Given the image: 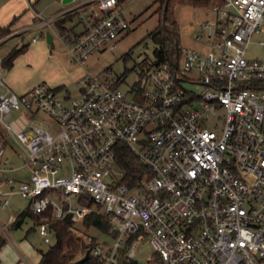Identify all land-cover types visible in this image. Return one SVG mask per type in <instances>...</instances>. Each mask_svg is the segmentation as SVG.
<instances>
[{"label": "built area", "instance_id": "1", "mask_svg": "<svg viewBox=\"0 0 264 264\" xmlns=\"http://www.w3.org/2000/svg\"><path fill=\"white\" fill-rule=\"evenodd\" d=\"M212 8L215 18L195 35L205 52L150 60L128 89L110 70L85 71L76 95L46 83L18 95L0 60V207L22 195L43 235L67 215L75 226L91 211L108 214L111 241L86 242L98 264H129L143 238L154 251L149 260L162 264H264V59L247 57L264 29V0ZM70 11L80 29L61 38L79 64L130 28L119 0H81ZM192 70L197 77L184 75ZM184 80L201 84L200 92ZM20 108L26 119L15 129ZM7 131L20 147L19 165L7 154ZM121 145L144 168L131 180L118 160ZM23 168L26 175H12Z\"/></svg>", "mask_w": 264, "mask_h": 264}, {"label": "rangeland", "instance_id": "2", "mask_svg": "<svg viewBox=\"0 0 264 264\" xmlns=\"http://www.w3.org/2000/svg\"><path fill=\"white\" fill-rule=\"evenodd\" d=\"M1 2H6L9 6L27 5V7L30 6V9L35 7L44 12L45 15L51 14L55 6V0H0ZM121 4L123 15L129 21V30L119 33L116 38L108 41L101 49L93 52L84 64L71 61L66 43L62 42L58 36L55 35L54 42L49 44L44 33H41V28L31 30L24 35L18 33L19 37H10V39L2 41L0 43L1 60L16 45L28 44L25 49L28 52H22L11 67L2 66L6 85L18 95H22L38 83H46L51 87H56L60 83L65 84L72 95H76L78 79L85 71L99 74L105 70H110L114 75L123 77L121 87L128 89L129 85L136 80L140 70L148 61L154 59V49L157 44L149 34L164 22L159 11L160 3L158 0H125ZM171 10L178 25L180 50L192 48L205 52L208 46L199 41L195 35L200 31L202 22L215 18L216 13L212 4H207L205 0H199V2L195 0H172ZM76 21L78 20L76 19ZM40 34L42 36L37 41H33L32 38ZM257 40L264 41V31L254 34L253 41ZM247 57L264 59V44L251 43L248 47ZM184 75L197 77V72L195 70L187 71ZM181 83L186 90L195 93H199L202 87L198 82L189 80H184ZM4 89L5 87H0V91H4ZM64 92H66L65 89ZM39 117L48 118V121L52 122L45 113L40 112ZM25 119L23 108L13 110L12 125L15 129L20 128ZM210 125L220 133L223 124L220 119L213 116L210 119ZM0 129L6 131L1 126ZM8 136L7 154L13 158L14 165H19L22 161L15 156L14 150L19 151L20 147L9 133ZM24 171L29 172L27 168H23L12 172V175H26ZM27 207V199L18 194L11 197L10 206L7 208L0 207V222L4 226L3 229L0 227V233L4 239L0 248L2 264H40L41 251L48 249L56 241V234L53 230L45 235L40 233L38 226L40 218H34L28 213ZM11 212L15 214L25 213L19 226L15 223H6ZM70 230L85 243L91 235H96L99 241H111L107 234L95 228L87 227L83 221L78 222L75 226L71 225ZM153 252L148 239L143 238L139 241L135 260L139 264H162L160 258L149 260ZM83 255L80 251L75 260Z\"/></svg>", "mask_w": 264, "mask_h": 264}, {"label": "trees", "instance_id": "3", "mask_svg": "<svg viewBox=\"0 0 264 264\" xmlns=\"http://www.w3.org/2000/svg\"><path fill=\"white\" fill-rule=\"evenodd\" d=\"M125 0H119L120 3ZM199 2V0H195ZM222 0H205L207 4H215ZM160 3L159 11L163 20V24L159 25L149 35L152 37L157 46L154 49V59L152 63L159 62L164 59L173 61L176 55L180 51L179 38H178V25L174 18V14L171 10L172 0H158ZM64 18H61L58 22L59 28L65 33L67 31L64 26ZM13 22L6 26H0V39L11 33V25ZM28 44L24 43L20 46L13 47L5 58L2 60V66L11 67L14 64L15 58L26 48ZM151 63V64H152ZM264 84V80L260 81ZM122 149L120 152V158H118L122 167H124L128 173V179L136 176L137 172H142L144 169L142 162L136 158L124 145H121ZM89 205H93L92 201L88 202ZM28 213L31 214L29 210ZM25 213L18 215L15 225L19 226L24 217ZM32 215V214H31ZM38 219V216L32 215ZM83 223L87 227L95 228L96 230L109 235H115V232L111 230V222L109 215L91 211L83 219ZM72 220L69 215L54 222L50 226V230H53L56 234V241L50 245L46 250L41 251L40 264H75L76 255L82 251L85 254L89 246L81 238L76 237L70 230ZM92 236V245L99 242L96 235ZM4 243V239H0V248ZM99 260L90 254L89 258L82 264H98ZM1 264V262H0ZM129 264H139L136 260H130Z\"/></svg>", "mask_w": 264, "mask_h": 264}, {"label": "crops", "instance_id": "4", "mask_svg": "<svg viewBox=\"0 0 264 264\" xmlns=\"http://www.w3.org/2000/svg\"><path fill=\"white\" fill-rule=\"evenodd\" d=\"M79 1H81V0H71L70 2L64 3L63 0H55V2H54L55 6L53 9V12H51V14H49V15H45L44 12L40 11L39 9H37L35 7H31V9H30V6L27 7V5H23L24 7L20 6V5H13V6L10 5L9 6L6 4V2H1L0 3V26H6V25L10 24L11 22H13L11 25V32H13V34H10L9 36L7 35V36L3 37L2 39H0V43L4 40L10 39V37L11 38L19 37L20 35H18V33H21V35H24V33H27L29 31L35 30V29H40V28L42 31L41 33H44L45 38H46V33L48 32V30H50L51 34L53 36V42L55 40V35L58 36V38H60L62 42H64L61 38V35L64 34V32L59 28L58 22L61 18H64L65 21L63 24L67 30L68 29L79 30L80 24L78 21H76V19L78 20L77 12L70 11V9L73 6H75V4ZM37 13H40L41 15L50 18V23H51L50 26L47 24H44V23H41V24L38 23L39 21H37V17H36ZM35 22L38 24L37 26H33V23H35ZM259 31H264V29H261ZM259 31H257V32H259ZM37 40H38V38L36 40H33V41H37ZM46 40H47V38H46ZM252 40H253V37H252ZM260 41H263V40L252 41V43L255 42L259 45H263L264 41L262 44L259 43ZM66 47L68 49L67 44H66ZM25 49L22 52H24V53L28 52V50H25ZM29 52H30V50H29ZM68 53H69V50H68ZM69 57H70V53H69ZM16 58H15V60H16ZM70 59H71V57H70ZM15 60H14V62H15ZM1 62H2V60H1ZM65 86H66L65 84L59 83V84H57L56 87L62 88V89H67L68 91H70ZM0 87H2V86H0ZM12 159L13 158H11V160ZM12 213L13 212L10 213L8 221L6 222L8 224H11V223L13 224L16 221V220L12 221V219L10 218ZM17 214L19 215V213H16V215ZM18 215H17V217H18ZM2 226H3V224H2ZM3 227H1V228L3 229ZM2 237L3 236L0 233V239Z\"/></svg>", "mask_w": 264, "mask_h": 264}, {"label": "water", "instance_id": "5", "mask_svg": "<svg viewBox=\"0 0 264 264\" xmlns=\"http://www.w3.org/2000/svg\"><path fill=\"white\" fill-rule=\"evenodd\" d=\"M71 0H63L64 3L70 2ZM47 42L51 44L53 42V36L50 31L46 33ZM90 256V248H88L83 256L75 260V264H82Z\"/></svg>", "mask_w": 264, "mask_h": 264}]
</instances>
